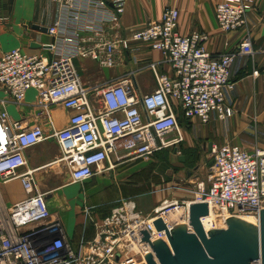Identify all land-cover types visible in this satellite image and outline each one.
Segmentation results:
<instances>
[{"label":"built area","instance_id":"obj_1","mask_svg":"<svg viewBox=\"0 0 264 264\" xmlns=\"http://www.w3.org/2000/svg\"><path fill=\"white\" fill-rule=\"evenodd\" d=\"M50 1L67 11L77 31L63 36L62 20H56L48 34L73 45V51L50 61L18 49L5 52L0 58V89L17 105L28 90H34L37 106L47 118L52 105H60L71 115L64 129L52 128L47 136L39 125L22 127L0 112V180L4 184L18 180L26 194L10 208L0 197V264H147L143 254L151 250L138 233L146 229L151 243L155 239L167 243L165 230L158 232L153 224L159 218L169 232L174 224H183L191 231L192 203H207V227L204 218L200 220L205 231L226 227L228 218L248 215L257 225L264 209V147L244 151L225 144L210 148L209 185L194 191L195 200H164L150 213L142 214L133 200L122 199L107 216L91 220L95 230L91 240L81 237L76 246L66 241L61 220L50 214L45 193L37 187L33 170L26 168L24 151L54 139L60 150L58 162L76 184L103 173L107 170L104 164L113 169L172 149L178 153V146L185 141L178 116L203 124H208L212 115L218 121L230 118L233 111L225 105L223 92L232 85V62L236 56L253 57L254 51L246 37L238 49L211 55L206 49L208 34L198 30L179 34V12L171 6L163 10L158 21L125 31L115 14L109 13L108 20L103 19L99 26L82 25L76 0ZM255 1L217 3L214 18L218 30L248 36L247 17ZM97 5L106 7L102 0H97ZM133 43L158 51L170 67L165 75L157 70V63L149 65L156 83L153 92L138 95L129 75L95 89L80 82L74 59H90L100 69L110 70L121 62L118 49L127 50ZM256 75L253 71L252 76ZM173 188L192 192L181 185L164 189ZM174 214H179L178 220L169 221ZM84 216L89 217V208Z\"/></svg>","mask_w":264,"mask_h":264},{"label":"crops","instance_id":"obj_2","mask_svg":"<svg viewBox=\"0 0 264 264\" xmlns=\"http://www.w3.org/2000/svg\"><path fill=\"white\" fill-rule=\"evenodd\" d=\"M102 1L106 4L104 8L97 5V0H76V7L81 12L79 23L82 25L95 23L99 26L103 19L107 21L109 13H112L118 16L122 29L135 31L158 21L163 10L171 6L179 12V34L189 35L191 31L197 30L208 34L206 49L211 55L217 56L236 50L242 40L247 37L254 55L253 57L245 55L235 57L229 73L232 85L223 92L225 105L233 111L232 116L225 121H218L212 115L208 124H203L197 120H184L179 115L178 121L184 138L187 133V130H184L186 124L189 132L197 130L203 135L207 134L205 137L207 139L201 143V149L208 156L210 154L208 149L216 145L234 144L244 151H250L254 147L260 149L264 147V0H256L253 10L247 17L248 36L243 32L224 34L218 30L214 9L222 0ZM56 20H62L63 36L76 33L77 29L71 23L67 11L60 9L50 0H0V58L5 52L14 49L21 50L29 56H43L49 61L72 52L73 45L48 34V28ZM35 26L40 29L34 28ZM118 51L121 62L110 70L100 69L90 59H74L73 63L77 68L80 82L87 88L95 89L110 80L129 75L135 82L136 92L142 95L153 92L156 87L149 68L150 64L157 63V70L160 73L168 75L170 72V67L162 62L161 54L158 51H151L145 44L133 43L127 50L123 51L119 48ZM253 71L257 72L256 76H252ZM23 99L22 103L17 105L0 89V112L4 111L9 115L10 121L20 122L22 127L32 128L39 125L47 136L51 134L52 128L64 129L71 115L70 111L64 110L60 105H52L49 107L47 118L37 106L34 90H28ZM229 121V125L216 128L215 124ZM246 136L253 137L254 143L250 144L249 141L242 144L239 138ZM180 146L177 148L179 154H174L172 149L158 153L154 158L160 157L161 163L164 162V158L168 163L175 162L180 167L177 171L182 170L184 180L188 181L192 178L191 172L198 171V168L184 167L185 158ZM59 155L58 144L52 138L45 139L24 151L26 168L33 170L37 187L45 193L50 214L61 220L66 241L74 246L78 244L81 237L85 240L93 238L95 230L91 220H99L107 216L119 200L125 199L123 196L133 200L136 209L142 214L150 213L166 199L177 197V193L173 195L167 193V195H161V198L158 194L169 192L171 189L158 188L161 190L154 194L158 195L157 201L139 202L138 198L145 195H143L144 189L139 178L142 171L132 166L141 162L128 163L113 169L104 164L107 170L103 173L95 175L82 184L71 183L70 172L61 162H58ZM181 158H184L183 163L180 162ZM174 172L172 170L171 178L176 177ZM165 185L164 188H169L170 184ZM156 188L155 191L158 190ZM184 193L188 195V199H192L191 195H194L193 192ZM25 196L18 180L6 184L0 180V197L8 208L23 200ZM180 196L179 194L178 197ZM86 208H89V217L84 216Z\"/></svg>","mask_w":264,"mask_h":264},{"label":"water","instance_id":"obj_3","mask_svg":"<svg viewBox=\"0 0 264 264\" xmlns=\"http://www.w3.org/2000/svg\"><path fill=\"white\" fill-rule=\"evenodd\" d=\"M210 165L208 162L207 166ZM207 215V203L190 204L191 231L183 224H174L169 232L161 218L154 221L158 232L165 230L167 243L158 239L151 243L146 229L139 232L142 242L148 243L151 250L143 254L147 264H264V209L257 225L233 217L225 222V228L205 231L200 220Z\"/></svg>","mask_w":264,"mask_h":264},{"label":"rangeland","instance_id":"obj_4","mask_svg":"<svg viewBox=\"0 0 264 264\" xmlns=\"http://www.w3.org/2000/svg\"><path fill=\"white\" fill-rule=\"evenodd\" d=\"M230 121L226 123L222 122L220 124H215L216 128L219 129L221 127H225L226 125L230 124ZM184 126H185L184 130L185 131L187 130L186 137H185L186 142L184 141L182 143V145L180 146V149L183 155L188 156L187 165H185V168L189 167L193 169V167L196 166V168H198V171L196 172L192 171L191 172L192 178L187 181V180H184L185 177L183 173L181 172L182 170L177 171L180 167L176 165V163L173 161L171 163L170 162L161 163L162 161L160 157H157V158L153 157L148 160H142L141 164H138V163L134 164L132 167L135 166L137 167L136 168L137 170L139 169L142 171V175L139 174L140 176L139 178L142 181V188L144 189L143 195L144 194L145 195L138 198L139 202H142V203H144V201L155 202L158 200V197H157L158 195L159 197L162 198V196H164L165 194L167 195V193H171V195H173L174 193H177L176 198H180V199L187 200V201L188 200L193 201L196 199L195 194L191 195L192 199H188L187 197L188 195L185 194L183 191H179L173 188L169 192L154 195L155 194L154 189L155 187H157L156 189L158 188L164 189V186H166L165 184H170L171 186L181 185L183 188L190 187L192 189V192L194 193V191L196 192L198 188L206 189L207 186L209 185V180L211 178L212 171H211V168L207 166V163L210 161V157L207 155V153H205V151L203 152V150L201 149V143L202 141L207 139L205 138L207 137V134L203 135L202 133H200V131H197V130H195L194 132H189L188 127L186 129L187 124ZM239 139L242 144H244L245 142H249V141H250V144L252 142L254 143V140H253L254 138L251 136L250 137L246 136L245 138L242 137ZM172 170L175 171L174 174L176 175V177L171 178L172 176L170 175L172 173ZM136 178L139 179L138 177ZM170 185H168V187H171ZM179 194L181 195L180 197H178ZM123 198H125L123 200H126L128 197L123 196ZM219 228H225V227H219Z\"/></svg>","mask_w":264,"mask_h":264},{"label":"bare ground","instance_id":"obj_5","mask_svg":"<svg viewBox=\"0 0 264 264\" xmlns=\"http://www.w3.org/2000/svg\"><path fill=\"white\" fill-rule=\"evenodd\" d=\"M178 215L179 214H174V215H171V216H169L168 217V220L169 221H174V220H178ZM241 220H243L244 222H246V223H250V224H252V225H256V219L254 218V217H252V216H244V217H239ZM205 220H206V218H204V220H203V222H204V225H205V227H207V221L205 222Z\"/></svg>","mask_w":264,"mask_h":264},{"label":"trees","instance_id":"obj_6","mask_svg":"<svg viewBox=\"0 0 264 264\" xmlns=\"http://www.w3.org/2000/svg\"><path fill=\"white\" fill-rule=\"evenodd\" d=\"M184 158H185V162H184V167H185V165H187V158H188V156L184 155ZM164 162L168 163V161H166L165 158H164Z\"/></svg>","mask_w":264,"mask_h":264}]
</instances>
